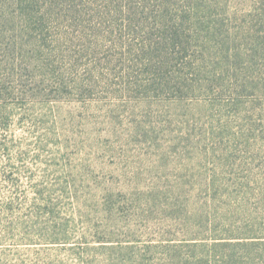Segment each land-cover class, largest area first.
<instances>
[{
  "label": "rangeland",
  "instance_id": "rangeland-1",
  "mask_svg": "<svg viewBox=\"0 0 264 264\" xmlns=\"http://www.w3.org/2000/svg\"><path fill=\"white\" fill-rule=\"evenodd\" d=\"M8 1L0 264H264L257 9Z\"/></svg>",
  "mask_w": 264,
  "mask_h": 264
},
{
  "label": "trees",
  "instance_id": "trees-1",
  "mask_svg": "<svg viewBox=\"0 0 264 264\" xmlns=\"http://www.w3.org/2000/svg\"><path fill=\"white\" fill-rule=\"evenodd\" d=\"M79 1L83 0H9L7 3L16 6L18 5L19 8H50L66 4L76 5ZM248 3L252 8L257 9L255 12L256 18L259 19V21H263L262 26L258 31L250 30L248 34L252 39L256 40L259 45H262V39H264V0H248ZM250 50L254 51V47L252 46V49ZM246 53L249 54V50H247ZM256 59H263V57L260 56ZM5 90V87H0V99H2L3 95H5ZM7 95L11 96V98L14 99V92L8 90Z\"/></svg>",
  "mask_w": 264,
  "mask_h": 264
}]
</instances>
